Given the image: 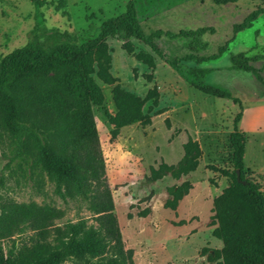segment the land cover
I'll use <instances>...</instances> for the list:
<instances>
[{
  "label": "rangeland",
  "instance_id": "obj_1",
  "mask_svg": "<svg viewBox=\"0 0 264 264\" xmlns=\"http://www.w3.org/2000/svg\"><path fill=\"white\" fill-rule=\"evenodd\" d=\"M39 1L36 7L32 0H0V57L31 39L33 29L41 34L42 28H56L74 35L77 43L86 41L97 34L103 20L120 14L126 2ZM256 4L246 0L224 5H214L211 0H134V10L144 32H164L155 41L165 57L182 58L192 52L202 56L216 52L231 37L232 25L239 23ZM197 27L209 30L200 36L204 48L196 51L188 47V37L167 35ZM124 41L131 42L134 52H150L148 46L133 37L107 38L109 71L115 82L105 84L93 75L103 98L100 105L91 106L123 247L132 249V259L137 264H205V255L221 246L211 234V201L230 182L218 169L232 170L228 136L237 114L235 127L244 135L243 173L264 193V58L250 61L259 77L231 69L229 60L230 54L240 52L248 57L264 56V14L251 27L234 34L220 56L199 63L195 59L180 62L182 67L209 69L203 83L228 91L236 101L197 90L157 56L153 55V66L148 67L125 52L121 45ZM114 84L140 97L155 88L158 96L156 105L148 100L143 106V112L150 117L149 124L133 122L119 128L116 137L111 138L108 115L115 112L111 99ZM187 137L200 148L195 169L178 178L167 172L152 179L149 168H157L160 162L175 165L183 155L182 145ZM4 163L0 154V177L5 176L2 188L15 201L53 204L64 212L55 221L57 224L78 218L94 223L85 200L59 196L52 192L51 183L44 184L42 193L35 191L31 181L15 185L7 177ZM184 180L191 184L187 194L174 210L165 208L163 203L170 197L167 188ZM28 233L24 231L14 240L24 239ZM183 237L189 240L179 239ZM12 238L1 240L4 253ZM62 264L89 262L66 260Z\"/></svg>",
  "mask_w": 264,
  "mask_h": 264
},
{
  "label": "trees",
  "instance_id": "obj_2",
  "mask_svg": "<svg viewBox=\"0 0 264 264\" xmlns=\"http://www.w3.org/2000/svg\"><path fill=\"white\" fill-rule=\"evenodd\" d=\"M32 1L36 7L40 5L39 0ZM236 1L211 0L214 5ZM246 1L257 4L239 23L232 25L231 37L206 56L192 52L182 58L165 57L155 41L164 32L160 29L144 32L135 15L134 0H126L124 10L103 20L97 34L86 41L77 43L74 35L56 28H42L41 34L33 29L31 39L0 57V154L5 158L7 177L15 185L31 181L35 191L41 193L44 184L51 183L55 194L85 200L94 222L86 223V218H78L57 224L55 221L62 218L63 210L50 203L15 201L4 192L5 176H2L0 242L13 238L6 253L0 243V264H62L66 260L136 264L132 249L123 247L113 213L91 111V106L100 105L103 98L93 75L105 84L115 82L109 71L110 53L105 40L114 36L133 37L150 50L134 52L131 42L124 41L122 48L135 60L152 67L153 55L157 56L197 90L236 101L228 91L203 83L209 69L182 67L180 62L195 59L199 63L220 56L234 34L251 27L264 14V0ZM207 30L197 27L167 35L188 37V47L196 51L204 48L200 36ZM260 58L264 56L230 54V68L259 77L250 61ZM146 78L149 79L148 74ZM157 96L155 88H149L140 97L114 84L111 99L115 112L108 115L110 137L115 138L119 128L133 122L149 124L150 117L143 112V106L148 100L156 105ZM238 118L239 114L228 136L232 170L218 169L230 182L211 201L214 225L211 234L221 241V247L207 254L206 259L214 264H264V193L243 173L244 135L235 127ZM182 149L183 155L175 165L160 162L157 168L150 167V177L157 179L168 172L178 178L194 170L200 155L198 143L187 137ZM190 188L187 180L168 187L170 197L163 206L174 210ZM24 231L29 232L25 238L15 241Z\"/></svg>",
  "mask_w": 264,
  "mask_h": 264
},
{
  "label": "crops",
  "instance_id": "obj_3",
  "mask_svg": "<svg viewBox=\"0 0 264 264\" xmlns=\"http://www.w3.org/2000/svg\"><path fill=\"white\" fill-rule=\"evenodd\" d=\"M177 238V237H176ZM179 239H182V240H185V241H187V240H189L188 238H186V237H183V238H179ZM217 239V238H216ZM219 240V239H218ZM220 241V240H219ZM220 244H221V241H220ZM221 247V246H220ZM220 247H218L217 249H219ZM210 252V251H209ZM199 255H201V254H199ZM205 258H206V255H205ZM136 263V262H135ZM205 264H214V263H211L210 261H205L204 262ZM137 264V263H136Z\"/></svg>",
  "mask_w": 264,
  "mask_h": 264
}]
</instances>
